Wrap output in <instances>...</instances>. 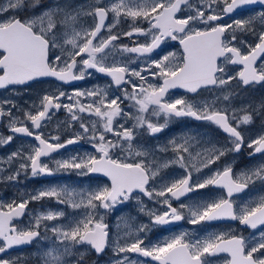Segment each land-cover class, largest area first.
<instances>
[{
  "label": "snow or ice",
  "instance_id": "1",
  "mask_svg": "<svg viewBox=\"0 0 264 264\" xmlns=\"http://www.w3.org/2000/svg\"><path fill=\"white\" fill-rule=\"evenodd\" d=\"M248 5L262 10L231 16ZM170 42L179 51H165ZM96 74L108 83L70 93L57 87L27 106L0 99V123L10 133L0 135V148L17 136L37 142L0 156V183L72 171L107 180L53 183L0 201V264H90L91 253L106 249L109 264H264V194L240 196L257 184L264 193V97L245 102L264 88V0H0V90L19 95L17 86L42 78L70 84ZM61 109L66 119L46 134ZM182 119L223 138L188 126L159 142ZM62 127L71 133L64 140ZM81 141L92 151L53 158ZM242 151L255 162L236 171ZM209 187L223 194L192 195ZM44 200L61 207L29 209ZM129 205L137 215L117 216L110 229L106 217ZM181 221H236L253 234L181 230L149 239ZM24 246L35 252L12 255ZM220 254L227 258L213 259Z\"/></svg>",
  "mask_w": 264,
  "mask_h": 264
},
{
  "label": "flooded vegetation",
  "instance_id": "2",
  "mask_svg": "<svg viewBox=\"0 0 264 264\" xmlns=\"http://www.w3.org/2000/svg\"><path fill=\"white\" fill-rule=\"evenodd\" d=\"M260 10H262V6H260V5H248V6H245L244 9H237V11L235 13L231 14V16L233 18L243 19V18H246L247 16L254 15L255 11H260ZM225 22H230L229 18L226 17ZM123 27L126 28L127 26L124 25ZM133 39H135V38H133ZM121 43H129V38H124V40L121 41ZM165 51H179L178 42H170L168 48H166ZM153 55H155V54H153ZM105 83H108V78L103 77L99 74L94 75L92 78H88V79H85L83 81L72 82L70 84H61V82L56 81L54 78H42L38 82H33V86L30 88H24L23 86H17L16 91L19 92V95H16L12 91L0 90V99L14 98V99H16V101L19 104L27 106V103H33V102L38 103L40 97L43 94L51 93V92L55 91V89L57 87H61L62 90L70 93L74 89H84V88H89L95 84L103 85ZM171 94L176 95V96L190 95V94L185 93L184 90H180V89L172 90ZM205 95H208V94L205 93ZM261 97H264V88H262L258 85L254 91H251V92L245 94V102L248 99L259 100ZM239 103L240 102H237V106H239ZM65 119H66V113L64 112L63 109H61L57 113L56 117L54 118L53 124L50 125L48 128L42 129V131H44L46 134L48 132H52L53 134H55L54 129H55L56 122L57 121H63ZM188 126H190L191 130H199L202 132L203 131H209V132H213L214 135H216L220 139L223 138L222 133H220L218 130L206 128V126L203 125L202 122H197V121H193L190 119H182V120L176 121L169 129H166L165 132L161 133L159 142H161V143L166 142L171 136L178 135L183 131L189 130ZM258 130H259V124L257 123L255 126L249 127V134L255 135L258 132ZM60 131L62 133L61 140H64L65 138H67L68 136L71 135L70 132H65L63 130V127L60 129ZM8 134H10V133L8 131L6 123H0V135L6 136ZM32 143H37V142H35L33 138L17 136L10 145L0 148V156L7 155L8 153L16 150V148L18 146L32 144ZM152 143H156V141H152ZM85 151H92V149L84 141H81L79 144L68 145L66 148L59 150L58 153H54L53 158H55V159L65 158V157H68V156L73 155L75 153H81L82 154ZM254 162H255L254 160H250L248 158L246 152L242 151V154H240L237 157V164H236L235 170L239 171L243 168L250 166ZM0 167H4V165L0 164ZM213 167H215V166H213ZM174 173H177V170L168 169L166 174L172 175ZM59 175H61L63 178L78 181L80 183V185H82L83 182H85V181H87L88 184H90V185L91 184L95 185L97 183L107 182L106 178L100 177L98 179L97 178L98 174H92L89 176H83L82 177V176H78L74 171L68 172V173H60L57 176H55V178L43 176V177H38L36 179L25 180L22 176L21 177V183L15 184V185H17L16 186L17 188L14 186V184L10 185V184H6V183H0V201H3V199H5L6 202H10L11 200L16 199L19 196L21 190L26 191L29 187H30V189H31V187L32 188L34 187V189H35V188H38L40 186H44V184L51 183L50 181L53 178H54V180L52 182L56 181L58 178H60ZM58 182H56V183H58ZM51 184H53V183H51ZM23 187H24V189H22ZM29 192H32V190ZM222 194H223V190L218 189V188H214V187H209L207 189L200 190L199 194L194 193L192 195L194 197L198 195L199 198L203 199V198L215 197V196L222 195ZM257 194H264V193H261L260 186L258 184L256 186L248 189L245 193L240 194V196L243 198H247L248 196H254ZM182 199H184V198H182ZM145 202L149 204V207H155L154 204L148 202L147 200H145ZM184 202H187L186 199H184ZM176 203H178V202H176ZM174 206H175V203H174ZM29 209H30V204H29ZM123 211L124 212L125 211L131 212V213L135 214V216L137 215V208L135 207V205L126 206V207H124ZM113 215L114 214H111V215L106 217V222L109 224V227L112 230H113V226H114L112 224V221L114 219ZM139 220L146 223L148 221V218L146 216L140 215ZM17 223H22V221H17ZM181 230H188L190 232L195 231L200 236H204L208 232H211V231L227 232L229 230L240 232L246 237L253 234V230H251L245 226L239 225V223L236 221H214L211 223H205L202 225H195V226L189 225L186 221H181V222H179L178 225H169V226L155 228L151 233H149V239L152 240L153 242H156L159 240H163L164 238L170 236L172 233H178ZM256 231H259V229ZM34 247L35 246H25V247L20 248V249H14V250H12V254L15 252H20V251H24V250L28 251V250L33 249ZM132 255H135V254H132ZM111 258H112V252L110 250L106 249V254H102L99 257H97L94 252L91 253L90 262L96 261L97 263L109 264ZM225 258H227V254H220V256L215 257L213 259L216 261H223ZM153 264H154V262H153Z\"/></svg>",
  "mask_w": 264,
  "mask_h": 264
},
{
  "label": "rangeland",
  "instance_id": "3",
  "mask_svg": "<svg viewBox=\"0 0 264 264\" xmlns=\"http://www.w3.org/2000/svg\"><path fill=\"white\" fill-rule=\"evenodd\" d=\"M256 12H258V11H255V13ZM59 177L60 178H58L56 181H54V182H52L53 180H54V178L50 181L51 183H56V182H58V183H68V184H74V185H80V183L78 182V181H75V180H72V179H67V178H63L61 175H59ZM62 180V181H61ZM49 183V182H48ZM51 183H49V184H51ZM49 184H44V186H47V185H49ZM83 186H87V185H90V184H88V182L87 181H85V182H83V184H82ZM92 185V184H91ZM14 186L16 187L17 185H15L14 184ZM41 187V186H40ZM40 187H38V188H35L34 189V187L32 188L31 187V189H30V187L25 191V190H21V192L20 193H25V192H29V191H31L32 190V192L33 191H35V190H37V189H39ZM17 188V187H16ZM22 189H24V187L22 188ZM34 189V190H33ZM3 201H5L6 202V200L5 199H3ZM57 207H61V206H58V205H56L55 203H53L51 200H44V201H41V202H32V203H30V209H33V210H43V209H45V208H53V209H56ZM124 210V208L123 209H121V210H119V211H117V212H113L112 214H114L113 215V217H114V219H113V221H112V224L114 225L113 226V231L115 230V224H116V218H117V216H121V215H123V216H128V215H133V216H135V214H133V213H131V212H128V211H123ZM121 211V212H120ZM29 219V217L26 215L25 216V218L23 219V220H21L22 221V223L21 224H23V223H27V220ZM20 249V248H19ZM35 252V247L33 248V249H31V250H24V251H20V252H15V253H13L12 255H17V254H21V253H23L24 255H28V254H30V253H34ZM90 264H102V263H97L96 261H91L90 262Z\"/></svg>",
  "mask_w": 264,
  "mask_h": 264
},
{
  "label": "water",
  "instance_id": "4",
  "mask_svg": "<svg viewBox=\"0 0 264 264\" xmlns=\"http://www.w3.org/2000/svg\"><path fill=\"white\" fill-rule=\"evenodd\" d=\"M23 218V217H22ZM22 218H20V219H22Z\"/></svg>",
  "mask_w": 264,
  "mask_h": 264
}]
</instances>
